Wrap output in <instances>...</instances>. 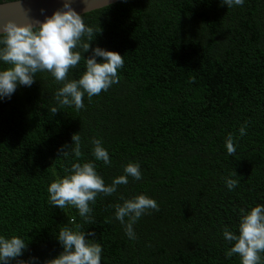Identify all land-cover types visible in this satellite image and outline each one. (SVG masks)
Here are the masks:
<instances>
[{"label":"trees","instance_id":"obj_1","mask_svg":"<svg viewBox=\"0 0 264 264\" xmlns=\"http://www.w3.org/2000/svg\"><path fill=\"white\" fill-rule=\"evenodd\" d=\"M84 22L102 29L93 49L123 56L118 84L91 101L85 94L77 111L61 108L55 93L62 84L38 72L32 86L18 85L0 100V235L28 245L10 264L57 257L60 229L76 225L95 234L87 238L102 246L101 264H240L238 255H225L232 245L223 228L238 232L239 209L264 205V0L231 9L221 0H120ZM84 65L82 59L69 79H79ZM76 133L79 161L71 148L67 156L60 152ZM229 133L234 156L226 149ZM93 137L110 165L95 160ZM86 161L106 185L128 163H138L142 174L111 196L98 194L91 224L73 206L51 205L47 191L72 163ZM229 176L239 181L233 190L224 182ZM140 194L156 200L159 211L134 224L132 240L112 206L123 203L121 195Z\"/></svg>","mask_w":264,"mask_h":264},{"label":"clouds","instance_id":"obj_2","mask_svg":"<svg viewBox=\"0 0 264 264\" xmlns=\"http://www.w3.org/2000/svg\"><path fill=\"white\" fill-rule=\"evenodd\" d=\"M75 0H65L63 8L56 10L43 21L30 15V9L23 6V0H0V62L8 67L0 69V100L10 99L18 85L30 87L35 82L36 73H51L55 80L62 84L55 93L56 103L61 107L74 106L77 111L84 108V96L89 101L93 96L106 92L119 83L118 70L124 65L123 56L116 51H109L99 46L94 49L91 42L102 32L101 28L86 25L84 17L97 9L110 7L111 0H82L84 15L78 13L72 4ZM222 5L229 9L243 6L244 0H221ZM44 10L41 9V13ZM91 51V56L85 53ZM83 53V55H82ZM97 58H102L98 62ZM85 61V70L79 79H69V72L79 67L81 60ZM56 115L58 107H51ZM248 122L241 125V136L247 134ZM73 143L60 149L62 155L69 153L64 149L71 148V153L77 161L81 160V137L73 134ZM92 155L96 161L105 165L111 164L108 151L100 139L92 138ZM226 149L229 156H234V136L226 137ZM63 178L53 180L47 191L49 203L54 207L64 209L73 206L78 209L80 217L86 223H93L92 208L98 194L111 196L118 186L127 185L128 177L142 179L140 165L128 163L124 166V175L115 177L110 185H106L103 177L96 171L93 161L75 162L70 169H65ZM237 173H232L235 176ZM229 190L235 189L239 181L229 177L224 178ZM123 203H116L115 219L125 228L129 239H137L134 224L150 210L159 211L156 200L140 194L132 198L120 197ZM250 210L239 209L238 232L225 226L223 237L232 245L226 250V257L238 255L240 264H264L261 254L264 253V205L249 206ZM74 223V220L71 221ZM105 223H111L106 219ZM62 227L57 239L63 251L55 258L45 261V264H101L102 246L99 243H89L87 237L94 233ZM28 247L24 239L13 235L10 238L0 235V264H10L11 261L23 255ZM35 257L30 260H18V264H36Z\"/></svg>","mask_w":264,"mask_h":264},{"label":"water","instance_id":"obj_3","mask_svg":"<svg viewBox=\"0 0 264 264\" xmlns=\"http://www.w3.org/2000/svg\"><path fill=\"white\" fill-rule=\"evenodd\" d=\"M120 0H111V4ZM65 0H23V6L30 9V15L43 21L46 16H51L56 10L63 8ZM72 7L80 14H84V3L82 0H75ZM41 9L44 10L41 13Z\"/></svg>","mask_w":264,"mask_h":264}]
</instances>
